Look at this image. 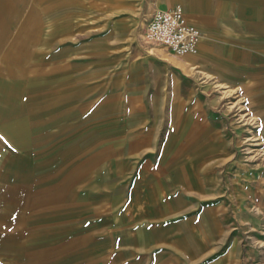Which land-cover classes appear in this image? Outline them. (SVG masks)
Listing matches in <instances>:
<instances>
[{"label":"rangeland","instance_id":"374dc122","mask_svg":"<svg viewBox=\"0 0 264 264\" xmlns=\"http://www.w3.org/2000/svg\"><path fill=\"white\" fill-rule=\"evenodd\" d=\"M136 3L0 19V264H264V103Z\"/></svg>","mask_w":264,"mask_h":264},{"label":"crops","instance_id":"0c3cea01","mask_svg":"<svg viewBox=\"0 0 264 264\" xmlns=\"http://www.w3.org/2000/svg\"><path fill=\"white\" fill-rule=\"evenodd\" d=\"M146 1L149 20L155 11L180 6L202 34L198 52L173 55L174 64L191 71L201 62L204 69L235 73L240 86L251 90L252 103H264V0ZM136 2L0 0V19H133Z\"/></svg>","mask_w":264,"mask_h":264},{"label":"built area","instance_id":"2783aa9c","mask_svg":"<svg viewBox=\"0 0 264 264\" xmlns=\"http://www.w3.org/2000/svg\"><path fill=\"white\" fill-rule=\"evenodd\" d=\"M201 37V32L187 21L180 6L155 11L144 31L146 41L161 45L176 56L195 55Z\"/></svg>","mask_w":264,"mask_h":264}]
</instances>
